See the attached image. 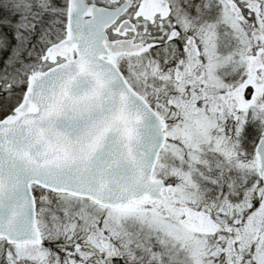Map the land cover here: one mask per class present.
<instances>
[{"label":"snow or ice","instance_id":"snow-or-ice-1","mask_svg":"<svg viewBox=\"0 0 264 264\" xmlns=\"http://www.w3.org/2000/svg\"><path fill=\"white\" fill-rule=\"evenodd\" d=\"M0 264H264V0H0Z\"/></svg>","mask_w":264,"mask_h":264}]
</instances>
